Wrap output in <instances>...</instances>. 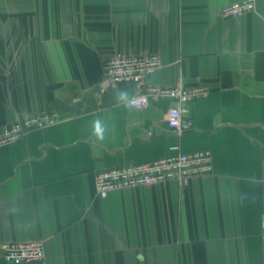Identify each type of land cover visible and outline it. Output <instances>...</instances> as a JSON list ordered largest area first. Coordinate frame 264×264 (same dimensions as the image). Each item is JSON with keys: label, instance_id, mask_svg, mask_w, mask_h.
<instances>
[{"label": "crops", "instance_id": "0c3cea01", "mask_svg": "<svg viewBox=\"0 0 264 264\" xmlns=\"http://www.w3.org/2000/svg\"><path fill=\"white\" fill-rule=\"evenodd\" d=\"M238 1L0 0V128L61 118L0 147V247L42 241L28 264H264V0L223 18ZM119 53H158L150 84L209 90L185 131L168 126V98L137 109L136 85L109 87ZM175 146L210 149L214 172L97 194L100 170Z\"/></svg>", "mask_w": 264, "mask_h": 264}, {"label": "built area", "instance_id": "2783aa9c", "mask_svg": "<svg viewBox=\"0 0 264 264\" xmlns=\"http://www.w3.org/2000/svg\"><path fill=\"white\" fill-rule=\"evenodd\" d=\"M256 8V0H242L226 5L221 10L223 18H239ZM162 67L158 53L116 54L105 65L109 87L118 90L121 84H134L139 90L127 103L130 107L144 109L152 101L165 97L171 101L166 115L170 129L177 133L185 131V118L190 114V103L199 97L208 96L204 86L186 88L181 85L161 86L150 84L149 78ZM105 92L106 88H101ZM61 120L57 112L23 113L11 124L0 128V147L14 143L33 128L41 129ZM168 156L142 164H130L100 170L96 176V191L100 197L119 189L150 185L170 180L187 181L190 177L214 172L213 153L210 149L184 153L178 146ZM0 253L10 264H28L43 261L42 241L7 242L1 245Z\"/></svg>", "mask_w": 264, "mask_h": 264}, {"label": "clouds", "instance_id": "9594fccd", "mask_svg": "<svg viewBox=\"0 0 264 264\" xmlns=\"http://www.w3.org/2000/svg\"><path fill=\"white\" fill-rule=\"evenodd\" d=\"M126 96L125 93H120L121 99H124ZM91 134L97 138L102 139L104 134V126L100 119H96L91 124Z\"/></svg>", "mask_w": 264, "mask_h": 264}]
</instances>
